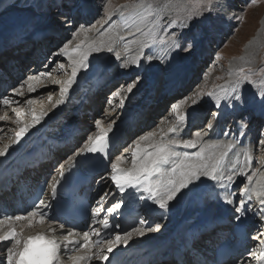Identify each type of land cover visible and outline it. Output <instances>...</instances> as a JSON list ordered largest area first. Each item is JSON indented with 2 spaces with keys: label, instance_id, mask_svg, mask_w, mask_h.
Listing matches in <instances>:
<instances>
[{
  "label": "snow or ice",
  "instance_id": "obj_1",
  "mask_svg": "<svg viewBox=\"0 0 264 264\" xmlns=\"http://www.w3.org/2000/svg\"><path fill=\"white\" fill-rule=\"evenodd\" d=\"M219 2L220 0H128L127 3L113 8L112 0H106L104 17L89 27L82 23L77 26V22L70 13L60 11L55 22L75 29L72 32V40L63 43L50 57H45L47 62H42V70L30 72L18 85L11 88V95L0 97V106L10 108L15 117L13 119L8 111H4L0 114V121L11 122L17 126L12 144L0 148V158H7L12 145H20L29 130L48 115L45 111L37 114L35 108H31L29 109L31 122L24 123L22 119L25 114L23 105H32L35 102L31 94L38 92L40 87L59 86V98L52 104V108L55 109L67 102L78 77L91 69L92 61L98 59L99 54L107 52L112 54L116 61H121L122 57L127 56L132 45H137L140 53H143L145 48H152L157 41L164 46L162 51L165 57L172 52L191 53L199 41V37L192 33V21L206 19L217 9ZM259 2L260 0H247L246 8L257 5ZM223 3L227 8V0H223ZM51 6L62 7L55 2ZM113 17L118 19L111 29L106 30L105 25L112 22ZM230 18L242 20L243 15ZM97 25H100V28H97ZM146 26H148L147 32L144 31ZM121 27L124 29L123 34L117 31ZM137 34L147 37V40L138 38ZM74 40L77 43L70 47ZM121 44L123 48L118 50ZM52 57H63L67 63L59 59L53 60ZM154 58L163 59L164 57L146 55L148 62ZM141 63L142 55L137 54L134 58L123 59L119 67L129 69L134 65L139 68ZM100 71L104 73L106 68H101ZM53 72H63L67 79L61 81L52 78ZM229 75H234V79L219 86L220 91L224 93L223 96L217 95L214 91L207 93L213 98L217 110L222 107L234 109L237 104L243 106L245 99L241 92L242 85L245 83L255 85L257 81L253 77H260V83L264 85V67L258 69L249 67L247 70L240 67L235 73L229 72ZM46 79H49L48 83H44ZM141 81L142 76L136 74L135 79L126 85H121L112 93L108 104L114 103L113 98H119V105L123 108L129 96L122 94L133 93V89ZM25 85L28 98L14 99L13 97L26 96ZM203 95V90H200L173 103L169 116L174 119L167 131L160 129L159 135L156 131H151L139 136L133 142L135 146H129L132 147L131 167H121L127 158L123 154L117 155L110 163L111 171L108 173V178L122 197L128 194L129 189H132L140 193L141 200H151L160 210H170L171 203L187 192L204 196L205 199H210L217 204L231 206L228 211L238 222L252 213L257 217L258 222L264 225V181L256 180L255 184L253 183L258 172L253 168L252 150L244 146L243 140L238 139L235 134L223 141L210 139L215 122L219 120V111L207 121V130L197 128L189 138H184V132L187 131L195 106L201 103ZM256 97L258 99L254 98L252 103L264 106V88L256 93ZM48 100L52 101V92L48 93ZM189 101L191 103H188ZM182 107L183 112H181ZM115 126V119L107 125L102 119H96L94 131L89 132L74 156L87 157L91 154L109 159L113 148V137L116 135ZM246 129L247 124L242 122L239 137L246 135ZM230 131L229 129L223 135L228 137ZM3 133L4 128L0 126V135ZM261 137L259 144L264 147V133H261ZM237 146L241 148L243 159H241V153H235V160H230ZM191 149L196 150L189 151ZM69 161L72 165L75 164L73 157H69ZM260 163L264 165V161ZM241 176L246 177L247 182H241L243 187H240L237 193L235 186L237 178ZM65 178L66 170L64 165H61L59 179L51 185L53 198L56 196L60 181ZM100 179L103 181L105 177L102 176ZM207 182L211 183L207 184ZM206 184V188L202 187ZM108 195L109 193L102 195L97 201L98 207L92 209L94 225L99 227L89 226L90 231L77 232L71 229L65 232V224L59 223L60 231L58 232L56 227H51L57 222L44 211L49 205L43 199L34 204L30 211L19 215H4L0 218V242L6 243L4 248H0V264H61L63 254L79 252L81 249L84 250V254L69 256L72 264H83L93 259L111 264L110 254H114V250H119L121 245L127 248L133 236L143 237L146 232L160 230L161 225L156 223L154 227L148 226L146 229L133 227L130 231H111L109 236L103 240L100 239L104 230L122 228L118 222L113 224L111 217L118 214L126 206V202L121 199L105 209L104 204L107 203ZM253 198H255V204H253ZM130 199L135 200V196H130ZM101 211L105 214L99 218ZM18 222H26L28 228L46 222L50 226L47 232H37L35 235L25 237L22 235L24 225L19 231L17 230ZM140 223L146 224L147 221L142 219ZM48 232L51 235H48ZM57 235L63 237V242L57 239ZM81 236L82 241L73 238ZM252 239L257 242L258 251L249 250L247 253L249 259L239 258L236 264H252L253 258L257 264H264V232L258 231ZM173 264H220V262L216 257L211 260L207 257L197 243L196 233L191 232L181 247L176 250V259L173 260Z\"/></svg>",
  "mask_w": 264,
  "mask_h": 264
},
{
  "label": "bare ground",
  "instance_id": "obj_2",
  "mask_svg": "<svg viewBox=\"0 0 264 264\" xmlns=\"http://www.w3.org/2000/svg\"><path fill=\"white\" fill-rule=\"evenodd\" d=\"M11 1L12 0H1L0 1V13L2 11V13L0 14V36L2 34H4L5 32H8L11 29L12 30L18 29V25H16V22H17L16 18H20L21 22H25L27 20L31 21L33 26L32 27L29 26L30 28L27 27V29H30L31 32L37 28H40V27L47 25L48 18L46 17V15L42 12H38L34 8V6L31 5V3L29 1L17 0V3L15 5H12L9 8H7V6L11 3ZM223 4L224 3L222 1V2H219L218 6H217V13H219V15H223V14H220L222 7H223ZM88 10L90 11V14L87 13L88 15L85 17L86 19L92 18L91 13L94 11L93 8L90 6L88 7ZM93 13H95V12H93ZM225 13H227V11ZM24 18H26V19H24ZM48 28L49 29H47L46 34H45L46 35L45 39H47L51 34H53L51 32L52 27L48 26ZM19 30H20V28H19ZM117 31H119L123 34L124 29L121 27L120 29H117ZM198 31H200V30H198ZM11 33H13V32H11ZM57 33H59V32H57ZM16 35H17V33H16ZM16 35H13V36H16ZM38 36H39V34H38ZM54 36H57V34ZM197 36H199V34ZM1 37H3V36H1ZM32 37H33V33L28 35V37H27V39H29L28 44H23V45H18V46H14L12 44H8V45L3 44L5 52H4V54H0V64L4 63V60H3L4 57L5 58L9 57V59H12V61L15 63V65H17L18 69L21 70L22 69L21 66L23 67V64H24L22 62V59H24V58H26V60L29 59L28 57L31 56V53L30 54H27V53L18 54L17 56H14L13 52L19 51V53H20V51L22 49H24V45H28L29 48H32L31 46H29L30 42L32 41ZM47 42H50V40H48ZM256 42L257 41H252L253 44L252 43L248 44L249 48L248 47L246 48V52L241 57V58H243V60H250L251 59V57H252L251 55L254 52L253 45L256 44ZM44 45L45 44H41V46L45 47L44 49L47 52L52 49L51 48L52 44H49L47 46L46 45L44 46ZM38 47L39 46H35V49H37ZM122 48H123V46L121 44L118 50H122ZM11 52H12V54H10ZM51 52H49V53H51ZM53 58H55L54 60L60 59L62 61H64V59H65L63 57H59V58L53 57ZM123 59H125V58L122 57L121 61H116L115 57L112 54L107 53V52L99 54V58L92 61L91 69L89 71L81 73V75L78 77L77 83L73 86V89L71 91V94H70L67 102L60 105L58 108L53 109L52 104L55 103L56 99L59 98V86L50 85L49 87H40L38 92L32 93L31 97L34 98L35 102L32 105H23L25 114L22 117V119H23L24 123H30L32 120L31 113L29 111V109H31V108H35L37 114H39L41 111H45V112H48V115L43 117L39 124L35 125L34 131H37V132L34 133L32 135V137L30 138V143L32 144L35 140H38L43 133H46V136L55 135V133L60 132L64 127L67 128L68 127L67 125H69V124H75L76 126H78V128L80 129L81 132H82V130H84V131L86 130V131H88V133L90 131H94V121L95 120H93V118H91V119L89 118V120H86V118H88L86 116H88L89 114H93V117H94V115H96L95 114L96 112L93 109H95L96 107H97V109H95V110L100 109L99 101L103 98V95H104V91H103L104 89L101 90V88H102L101 85L102 84L106 85L110 81H112L111 79H113V77H114L113 73H115L114 71L110 72V65L114 66L117 69L119 64L121 62H123ZM105 65H108V66H105ZM37 67H38V69L36 71L42 70V69H40L41 68L40 64H37L36 68ZM162 67L163 66H162L161 59L154 58L153 60L148 62V64H146V66H144V68L141 70L142 71L141 76L142 77H143V75L147 76V80L143 79L144 85L145 86L150 85L147 89V95L146 96L139 94L136 99L135 98L132 99L131 97H133V93L123 94V95L129 96V98L126 100V102H128L129 105L131 106V110L134 113L138 114L136 117V121L134 122V124L132 126V129L136 128L140 124L145 125V126L150 125L147 123L148 117H146L148 115V113L150 111H152V109L154 107L153 105H150V104H151V102H156V100L154 99L155 96H156L157 101H158V100H160L161 95H163V94L159 93L161 90L160 87H162L161 79H160V77H161L160 70H162L161 69ZM101 68H106V71L104 73H101V71H100ZM138 69H140V68H137L136 66L133 65L129 69H127L126 73H128V75H129V72L137 71ZM191 69H193V68H191ZM196 70L197 69L193 70V72L198 73V72H196ZM5 72H6L7 76H9V77L11 76L10 74L7 73V71H5ZM61 74L63 76L60 75L61 77L59 78V80L63 81L65 79H67V76L63 72H61ZM23 75H24V77L27 76V75L25 76V73H23ZM97 77H99V79H101L100 81H98V83L101 82V85L99 86V89H98V87H96L95 89L92 90L89 87V83H90L89 79L92 80L93 78H97ZM49 79H46L44 81V83H48ZM0 81H1V78H0ZM16 81H17V78H15V77L11 78V81H10L11 84L10 85L13 87L16 86L15 85ZM95 81H96V79H95ZM189 84L190 83H188L187 88L191 87V85H189ZM123 85H126V83ZM144 85H142V87ZM54 86H56V88H54ZM135 89L138 90L139 88L136 87ZM3 91H4V94L1 95L0 97H2L4 95H11V88H10V90L4 89ZM24 91L26 93V96L24 98H21V97H13V98L16 100H22V99L28 98L26 85H25ZM49 92H52V101L51 102H49V100H48V93ZM244 105L241 106V105L237 104V106L234 109L230 108L229 112L230 113L236 112V109H239V108H242L245 111L246 110L248 111V108L255 105V103H253L252 105H250L248 103L244 104ZM125 107L126 106L124 105V107L121 108L120 105H118V107L115 110L109 112V113H111V115H109V113L106 115V118L103 121L104 124L107 125V123H109L111 120L115 119L116 120V126L115 127H117L119 122L125 118V114H126V112H124L126 110ZM158 108H160V103H159V105L155 106L154 111L158 112ZM252 109H255V108H252ZM201 110L204 111V108L201 107ZM201 110L196 111L198 113L197 117L195 118V119H198L196 121H199V118L201 119L203 117V113H205V112H202ZM4 111H8L9 115L12 116L13 119H15L14 115L11 113L10 108H3L2 106H0V114H3ZM105 114H106V112H105ZM260 114H263V113H260ZM166 118L170 119V117H168V116ZM153 121H154V119H153ZM171 122H173V121H171ZM0 126H2L4 128V133L1 135L2 136V142L8 143L10 140L7 138L14 137V130L16 129L17 126L15 124H12L11 122H3V121H0ZM158 126L160 127V125H158ZM220 126H221V124L218 120V122H216L214 128L212 129V131L210 133V139L211 140L223 141L225 139L231 138L232 135L225 137V138L223 136L217 135L216 131L218 129H220ZM199 128H201V127H199ZM196 129H194V130H196ZM155 130L158 131L160 129H155ZM162 130H164L166 132L167 128L164 127V128H162ZM88 133L84 135L85 140H86ZM128 134H130V133H128ZM138 137L139 136H137V138ZM81 138H82V136L79 134L78 138H76L74 141L73 146L76 147L74 150V153H76L78 151L79 146L83 145V144L82 145L79 144L80 141L83 140V139L81 140ZM206 139H208V138H206ZM238 139H242L243 144H245V145L248 142V139L243 138V137L242 138L238 137ZM250 139H251V141L254 140V138H250ZM58 142H59V140L53 144L46 143L45 147H46V150L50 149L51 152L53 153V161H55L56 158L57 159L61 158V161L59 162V164L61 165V164H65L66 160H69V157L74 158V153L68 154L66 156L67 159H65V158L62 159V156L58 155V153L64 152V154H65L66 151L68 152L69 149H71V147L62 148V149L67 148V150L60 151L56 147V144ZM143 143H146V142H143ZM132 144L133 145H131V146L134 147L135 146L134 143H132ZM237 148L240 149L238 151V153L241 152V148L239 146H237ZM249 149L252 150L253 154L255 155V156L253 155L254 159L257 160V166L254 167V169H256L258 172L257 176L254 178V181H253V183L255 184L256 180L264 181V175H260V173H264V165H262L260 163V161H264V149H263V147L261 148L260 145L257 146L256 144L252 145V147L250 146ZM255 149L257 152V157L255 154ZM131 150H132V148H129L127 150H124V153H122L127 159L121 165V167H123V168H130L131 167ZM195 150L196 149H191L189 151H195ZM241 154H242V152H241ZM234 157H235V154L233 153L230 156V160ZM241 159H243V157ZM22 168L24 171L27 170L26 166H23ZM50 168H51V164H46L39 169L33 170L31 172L26 171L23 174H21V176H17L16 179H18V183L17 184L13 183L14 192L25 190L29 186L30 181L36 180V177L39 174L45 175ZM56 171H57V168L53 169L51 172L55 173ZM19 173H21V172H19ZM104 177H105V179L103 181H101V179H100L101 177L97 178L96 183L99 184L100 187H102V188L106 187L105 191H108V190L110 191L107 176H104ZM38 182L39 181H37V183ZM241 182L246 183L247 182L246 177L241 176V177L237 178V183L235 186L237 193L239 192V188L243 187V185H242L243 183H241ZM210 183L211 182H207V184H210ZM207 184L202 186V187L206 188ZM114 190H115V188H113V194H116V193H114ZM132 191L135 192L134 190H132ZM208 194H210V192ZM12 195H13V193L3 194L2 197H0V202L3 204H6L7 201L10 202L12 200ZM253 204H255V198H253ZM230 207L231 206H224L221 204H217L210 199H205L204 196L185 192L184 195L180 196L177 200L173 201L171 203L170 210H167L168 215L170 217V221H172L173 223L168 222L167 219H164L162 217L158 218L157 216H154L153 218L152 217L148 218L150 216H148V217L144 216L146 221L148 220L147 222L150 221V222H153L154 224L159 223L161 225L160 230L157 232H146L145 236H143V237L133 236L132 240L129 241V245H131V244H135V246L145 245L146 248H148V249L157 245L158 247L155 248V250L150 254V256L153 255L155 257L152 260H158L157 262H160L163 260V262L161 264H164L165 263L164 259L167 258V259H165V260H169V262L167 264H173V260L176 259V250L181 247L185 238L190 234V231H192L191 230L192 228L200 226L205 220L213 219L214 217L221 216V215L226 214V213L232 216L231 219L229 220V222H235V219L233 218L232 213L230 211H228V208H230ZM186 215H188L189 218L186 222H184L183 217ZM254 218H255V223H257L263 229L264 225H262L258 222V219L256 216H254ZM250 219H251V215L249 217V220ZM22 225H24L22 235L25 237H27L29 235H35L37 232H47V229L50 226L49 224H45L44 226H41V224H36L32 228H28L26 226V222H21V223L18 222L17 223L18 231L20 230ZM154 226H152V227H154ZM51 227H56L57 231L58 232L60 231L58 226L51 225ZM143 227L144 226H142L140 228L146 229ZM68 230H70V229H68ZM64 231L66 232L67 230H64ZM47 234L51 235L50 232H48ZM57 237L62 238L61 235H57ZM252 237L253 236H251L249 238L252 239ZM81 239H82V237H81ZM81 239H79V240H81ZM198 245L200 247L201 244L198 243ZM203 246H204V244L202 243V247ZM204 249L207 250V246H206V248L204 246ZM164 253H167L168 255H165ZM81 254H84L83 249H81L79 252H71L69 254H63L61 256V264H68L69 262H72L71 259H69V256H77V255H81ZM172 254H175V256H171ZM128 255H129V253H128ZM129 256H133V254L129 255ZM239 258H242L244 260H248L249 257L246 255H243ZM149 263H150L149 260H146V262H140V264H149ZM83 264H98V260L93 259L91 261H85V262H83Z\"/></svg>",
  "mask_w": 264,
  "mask_h": 264
},
{
  "label": "rangeland",
  "instance_id": "obj_3",
  "mask_svg": "<svg viewBox=\"0 0 264 264\" xmlns=\"http://www.w3.org/2000/svg\"><path fill=\"white\" fill-rule=\"evenodd\" d=\"M27 1H29L31 5H33L34 8L38 12H42L46 15V17L48 18L47 25L37 28L31 32L30 29H27V27L29 26L32 27L33 26L32 23H30L29 26L24 25V23L23 25L19 26L18 21H20V18H16V21H17L16 25H18V29L16 30L11 29L2 35L4 36V40H7L10 43H18L19 45H22L24 41L27 39L29 33L30 34H32L33 32L37 33L39 34V37H42V42L36 41L32 43L31 41L29 46L31 47H33L34 45L39 46L36 49V51L38 50L41 53L40 55L46 54L47 55L46 57H50L53 52L57 51L58 48L63 45V43L67 42L68 40H72V32L75 29L74 28L70 29L67 25H60L55 22L58 18V13L60 11L70 13L72 18H74L75 21L77 22V26L82 23L86 27H89L92 24H95L98 19H101L104 17V5L106 3V0H27ZM222 1L220 0V2ZM54 2L61 4L62 7L57 8V7L51 6ZM127 2L128 0H112V7L115 8ZM16 3H17V0H12L11 3L7 6V8H9L12 5H15ZM246 3H247V0H227V8H225L223 4L222 10L220 12V14H223V15H219L216 9L206 19L205 18L194 19L191 25L192 33L196 35L199 34L198 36L199 41H198L197 47L191 53H185L183 51L172 52L168 54L167 57H165V53L164 51H162L164 46L160 45L158 41L156 45L153 46L152 48H145L143 53H140L138 46L135 44L130 47L129 53L124 58L131 59V58H134L137 54H141L142 60L144 59L148 64V61L146 59L147 54H151L154 57L156 56L164 57L163 59H161L163 67L161 68L162 70H160L161 72L160 79H161V85H162V87H160L161 88L159 92L160 94H163L162 92L165 90H171L174 83H177V82L181 83L182 85L181 88L183 89L182 93L177 95L173 100L172 99L166 100L164 98L166 95L164 94L161 95V98H164V100H162L161 102H160L161 98L160 100H158L160 103V108H158V112L154 111L153 113H151L150 111L148 113L146 117H148L147 123L150 125L143 126L140 130L136 132L135 134L136 136L144 135L151 131H156L155 129H162L164 127L168 128L172 123L171 121H173L174 119L173 117L171 118L169 116V110L173 102H177L183 97L191 96L194 92H197L200 90H203L204 95L201 100V103L195 106V111L193 112V115L194 114L196 115L192 116L190 120L194 121V123L198 122L194 120V118H196L198 114L196 111L201 110V107L204 108V111L202 110L201 111L205 112L203 113V117H202L203 120H201L199 125H193V127L191 128L192 130L187 132V135H185L184 138H189V136L193 133L194 129L198 127H201V129H203L202 126L203 127L205 126L204 130H207L206 122L209 119H212L215 113L217 112L214 106L213 98L209 97L207 93L210 91H214L217 93V95L223 96L224 93L220 91L219 86L225 85L227 81L234 79V75L230 76L229 72L235 73V71L240 67H244L245 70H247L249 67L253 69L264 67V0H260V2L257 5H253L247 8H246ZM89 6L93 8L94 10L93 12L95 13L92 12L91 13L92 18L86 19L85 17L88 14H90V11L87 9ZM84 8H86L87 10L86 13L85 11H83ZM226 11L227 13H225ZM84 13L85 15H83ZM239 15H243L242 20H236L234 18H230L232 16H239ZM117 18L118 17L116 18L113 17V21L105 25V29L106 30L111 29L113 23L115 22ZM48 26H51L52 27L51 30L55 33L51 34L47 39H45L46 31L47 29H49ZM97 28H100V25H97ZM144 28H145L144 31L147 32L148 26ZM177 31H180V29H177ZM184 31H187V30H184ZM169 32H171V29H169ZM56 34L57 36H54ZM13 35H16V36H13ZM137 36L140 39L147 40V37H143L140 34H137ZM22 37L24 38V41L19 42V40ZM48 40H50V42H47ZM252 41H257L256 44L253 45L254 52L251 55L252 57L250 60H243V58L241 57L246 52V48L247 47L249 48L248 44H251ZM76 43L77 41L74 40L73 44L70 45V47L75 46ZM3 44L8 45L6 41H4ZM41 44H45L46 46L49 44H52L51 45L52 49L47 52L44 49L45 47L41 46ZM26 47H28V45H24V49H26ZM153 49L155 51H153ZM22 50L20 51V54L21 52L23 53ZM159 50H161V52ZM15 52H16L15 55H18L19 51H15ZM34 56L35 57L32 60L33 61L32 63H35L34 62L35 59L37 61L36 55ZM28 58L32 59V52H31V56ZM52 59L54 60L55 58L52 57ZM25 61H26V58L22 59L23 63H25ZM43 62L46 63L47 61L44 59ZM63 62L65 64L67 63L65 59ZM23 65L26 67L27 64L26 65L23 64ZM40 65H41L40 69H42L43 64L41 63ZM27 66H29V64ZM195 69L198 70V71L196 70V72L198 73L193 72V70ZM125 70L127 71V69ZM185 70H188V73H186L187 71ZM166 73L168 75L171 73L172 78H168L164 80L162 77H165ZM60 75L63 76L61 72L59 73L53 72L52 78L59 79L61 77ZM113 76H115V73H113ZM186 77L191 79L189 82L190 83L189 85H191V87L185 88ZM133 79H135V76H132L130 80L132 81ZM176 79H178L177 82H176ZM253 79L257 81L255 85H250V84L245 83L242 85V88H241V92L242 91L244 92V93L242 92V95L245 99V104L248 103L252 105L253 104L252 101L254 100V98L258 99V97H256V93L262 88H264V85L260 83V79H261L260 77H253ZM141 82H142L141 85H144V80ZM119 83L121 82L117 81L115 86L111 88L109 92L104 94L105 97L106 96L110 97L112 93L116 91L118 87H120L118 86L117 88H115L117 84L119 85ZM56 86H54V88H56ZM101 100L99 101L100 110L98 111V113L100 114L97 115V111H95L96 115H94V117H93V114L91 115L89 114L88 117L90 119L91 118H93V120L102 119L104 121L106 118V115L109 112L113 111L112 105H113L114 110H115V106L117 104L119 105L118 103L119 99H117L111 106L108 103L104 104L105 103L104 100L102 101ZM158 101L156 100V102ZM188 103H191V101H189ZM104 108L105 110H103ZM223 108L226 109L227 107H223ZM252 108H255V109H252ZM95 109H97V107ZM239 109L244 110L242 108H239ZM183 111H184V108L182 107L181 112ZM257 112L263 113L262 118L260 119L257 118V114H256ZM167 116L170 117V119L166 118ZM89 118H86V120H89ZM243 118H248V126H250L252 130L254 128L255 131L257 132V134H255L254 136L253 135L250 136V138H254V140H252L253 144H256L257 146L260 145L259 141L262 138L261 133H264V106H261L255 103V105L248 108V111L244 110L243 112H241V114L237 118L238 123H242ZM219 122L223 125L227 123H229L230 125H234L231 123L232 120L228 119L226 121H223V117L220 118ZM158 125H160V127ZM156 132L159 134V130ZM231 135L233 134L231 133ZM259 135L261 138L259 137ZM84 137L85 136L81 138V140L82 139L83 140L80 141L79 143L80 145L83 144L85 140ZM243 138L248 139V137H243ZM132 139L133 138H129V140H132ZM129 148H132V147H129ZM255 154L257 157L256 149H255ZM97 185L100 186L99 184Z\"/></svg>",
  "mask_w": 264,
  "mask_h": 264
},
{
  "label": "trees",
  "instance_id": "obj_4",
  "mask_svg": "<svg viewBox=\"0 0 264 264\" xmlns=\"http://www.w3.org/2000/svg\"><path fill=\"white\" fill-rule=\"evenodd\" d=\"M158 244V243H157Z\"/></svg>",
  "mask_w": 264,
  "mask_h": 264
}]
</instances>
